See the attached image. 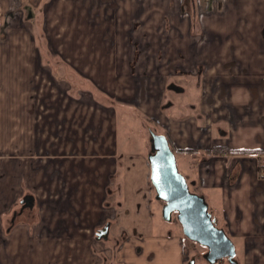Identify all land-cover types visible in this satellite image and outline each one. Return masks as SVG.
<instances>
[{"label":"crops","instance_id":"0c3cea01","mask_svg":"<svg viewBox=\"0 0 264 264\" xmlns=\"http://www.w3.org/2000/svg\"><path fill=\"white\" fill-rule=\"evenodd\" d=\"M48 65L71 86H57ZM141 77L184 79L200 99L160 116L162 96L135 104ZM132 109L195 149L183 174L239 263L264 264V0H0V264H95L107 253L95 231L112 218L111 235L129 236L125 264H184L180 229L155 221L146 143L135 131L121 139ZM214 146L227 151L206 154ZM229 168L240 174L232 187ZM25 194L35 207L18 218H43V244L27 220L6 244Z\"/></svg>","mask_w":264,"mask_h":264},{"label":"water","instance_id":"95a60500","mask_svg":"<svg viewBox=\"0 0 264 264\" xmlns=\"http://www.w3.org/2000/svg\"><path fill=\"white\" fill-rule=\"evenodd\" d=\"M170 89L183 92L184 88L173 84ZM171 104H168L169 107ZM151 152L148 155L151 181L159 201L164 202L163 217L170 219L177 212L184 234L192 241L208 248L206 260L215 264L227 258L231 264H239L234 241L224 228L217 224L206 197L191 190L190 184L179 170L177 158L165 134L150 131ZM20 203L24 208H33L35 197L25 195ZM103 235H102V233ZM109 224L97 233L98 239L107 238Z\"/></svg>","mask_w":264,"mask_h":264},{"label":"flooded vegetation","instance_id":"af4514ba","mask_svg":"<svg viewBox=\"0 0 264 264\" xmlns=\"http://www.w3.org/2000/svg\"><path fill=\"white\" fill-rule=\"evenodd\" d=\"M141 78H143V77H141ZM144 79V78H143ZM146 80V79H145ZM199 80L201 81V82H199V84L201 85V83H202V80H201V78H199ZM163 81H165V79L163 78ZM166 85H165V87H166V90L164 91V92H162L161 93V95L160 96H162V99L164 100V96H163V93L165 94V92L167 91L168 93L167 94H169L170 96L168 97L167 96V98H166V100H164V103H163V107L164 108H167V105L168 104H171L170 106H172V104H175V101L172 99V97H171V94L170 93H172V92H175V93H184L185 91H186V87L185 86H183L182 84H180V83H178L177 81H174V80H170V79H168V80H166V83H165ZM173 84H176V85H179V86H181V87H183L184 88V91L183 92H176L175 90H172V89H170V85H173ZM139 85H140V88H141V90H142V93L144 94L145 93V90H146V84L145 83H143L142 81H140L139 82ZM203 101H207V99L205 98V99H203ZM169 106V107H170ZM205 115H206V119H207V121L208 122H210V120H211V113H209V112H205L204 113ZM147 118H150V117H148L147 116ZM152 119H154L156 122H157V120L155 119V118H153L152 117ZM158 124L161 126V130L162 131H159L158 130V128L157 127H155V128H151L150 130H149V134H150V131L151 130H153V131H155V132H157V133H159V134H165L166 135V137H167V139H168V141H169V138L171 139V137H170V131H169V126L168 125H164L163 123H161L160 122V120H158ZM150 137H151V135L149 136V145H148V147H149V150H147V152H148V155H149V153L151 152V143H150ZM172 140V139H171ZM173 142V141H172ZM174 143V142H173ZM169 144H170V142H169ZM175 144V143H174ZM171 146V145H170ZM175 146L177 147V145L175 144ZM215 147V146H214ZM172 148V147H171ZM178 148V147H177ZM173 150V149H172ZM174 151V150H173ZM175 153V152H174ZM177 154H179V153H175V155H176V158H177ZM180 154H185V153H180ZM186 154H188V153H186ZM192 154V153H191ZM224 154V153H223ZM216 156H219V155H213V157H216ZM192 163V162H191ZM177 164H178V159H177ZM193 164V163H192ZM256 164L258 165V167L259 168H261V170H263L264 169V156L262 155V157H261V155L259 156V157H256ZM241 165V164H240ZM179 167V166H178ZM234 169V168H233ZM180 170V169H179ZM181 172V171H180ZM232 172V170L229 168V170H228V172H227V177H226V181H227V185L229 186V187H232V186H234L236 183H237V181H238V179H239V176H240V174L238 175V177L236 178V180L234 181V183H231L230 182V178H231V175H230V173ZM182 173V172H181ZM151 174V173H150ZM183 174V173H182ZM151 179V178H150ZM188 180V179H187ZM188 182H189V184H190V188H191V190L192 191H194V192H196V193H199L198 192V190L197 189H195L194 187H193V182L192 181H190V180H188ZM148 188H149V192L148 193H150L151 194V196H152V198L154 199L155 198V196H156V194H155V190L153 189L154 188V186H153V184H152V181L149 183V186H148ZM153 191H154V194H153ZM199 194H201V193H199ZM25 195H27V194H25ZM24 195V196H25ZM23 196V197H24ZM22 197V198H23ZM21 198V199H22ZM21 199H20V201H21ZM152 199V200H153ZM156 199V198H155ZM157 200V199H156ZM20 201H19V204L17 205V207L12 211V214H11V216H10V218H7V227L6 228H4V230H3V232H2V239H3V242L4 243H6L7 244V238L9 237V235H10V233H11V231L13 230V228L19 223V221L20 220H27V225H28V231H29V235H32V236H35V238H37L39 241H40V243H42L43 244V239L45 238V236H46V230H45V227H44V224H43V222H44V220H43V218H18V217H20V216H22L24 213H26V212H29V211H32V210H34V207H35V205H34V207L33 208H30V207H27V208H24L23 210L21 209L22 208V204L20 203ZM157 201H159V200H157ZM160 203H161V207L163 208V204H164V202H162V201H159ZM211 211V210H210ZM162 216H163V213H162ZM214 216V215H213ZM117 219L118 218H112V219H105L101 224H100V226L96 229V231H95V239H96V241L97 242H100V243H102V242H104L105 241V243L103 244V247H104V249L105 250H107V253L106 254H104V255H102V256H100V258H99V260H97V262H96V258H95V264H125L122 260H120L119 259V253H120V250L123 248V245L125 244V241L126 240H128L129 239V236H128V234L126 233V231H122L121 232V234H120V236L118 237V238H116V237H113L112 235H111V228H112V226L115 224V222L117 221ZM163 219L166 221V222H170V223H175V225L177 224L179 227H177V228H179L180 229V233H181V235H182V238H183V242H184V240H185V244L183 243V248H184V250H183V263L184 264H211V263H209L207 260H206V258L204 257V255L208 252V248L207 247H205V246H202V245H200V244H198L197 242H194V241H192V240H190L185 234H184V232H183V228H182V225H181V223H180V221H179V219L177 218V212H173V214H172V217L170 218V219H167V218H164L163 217ZM19 220V221H18ZM2 224L4 225V220L2 219ZM106 224H109V232H108V237L107 238H104V237H102L101 239H98V237H97V233L101 230V229H103L104 227H105V225ZM217 224H218V226L219 227H221V228H224L225 229V231L227 232V234L229 235V233H228V230L223 226V225H221L220 223H219V221H218V219H217ZM176 225V226H177ZM40 226V228H39V231H38V227ZM64 226V224L63 223H61V222H59V224H58V227H57V230L58 231H56V233L58 234V235H60V234H62L61 232L63 231V227ZM9 229V230H8ZM263 231H264V226H263ZM102 233V232H101ZM102 235H103V233H102ZM230 236V235H229ZM232 239V238H231ZM233 240V239H232ZM196 246H201L202 248H203V250H202V252L201 251H199V248L197 249V247ZM108 248H111V250L113 251V255L111 256L110 254H109V249ZM237 251V250H236ZM97 257V256H96ZM236 259L238 260V256H236ZM238 262H239V260H238ZM215 264H231L229 261H228V259L227 258H224V259H222V260H219L217 263H215ZM240 264V263H239Z\"/></svg>","mask_w":264,"mask_h":264},{"label":"rangeland","instance_id":"374dc122","mask_svg":"<svg viewBox=\"0 0 264 264\" xmlns=\"http://www.w3.org/2000/svg\"><path fill=\"white\" fill-rule=\"evenodd\" d=\"M48 69L51 71L52 73V77H53V81L57 84V86H60L62 88L64 87H69L71 86V82H70V79L67 78L66 76L64 77H60L54 70V68H51V66H47ZM142 81L143 83L147 84V90L148 92H151L153 91L154 94L152 93L151 95H147V93L145 92L144 94L142 93V90L140 87H138L141 91L138 90V93L136 95V102L135 104H141L143 107L144 106V102L146 101V98H150V100H154L155 102L157 101V99H159L161 96L160 92L162 90H166V87H165V81H163L161 78H155V79H143V78H140L138 80V83ZM178 83L182 84L183 86L186 87V91L184 93H175V92H172L170 93L171 94V97L172 99L175 101V104H172V106L170 107H167V108H164L163 107V103H164V100H166L167 96L169 97L170 95L167 94L168 92L166 91L165 94L163 93V96H164V100H163V103H161V106H160V112H165V113H162V114H159L160 116H167L168 118L172 119L173 116H175V114H178L180 113L181 111H184L185 110V107H186V103L188 102V100H193V98H199L200 95V90H196V94H195V91L194 89L192 88V86H190L187 81H185L184 79H181L179 78L177 80ZM158 93V95L156 96V98H154V95ZM200 99V98H199ZM141 112V114H144L145 116H147L143 111L142 109L139 110ZM122 112V111H121ZM124 113V112H122ZM143 116L137 114V112H135V110H131L130 112L128 113H125V123L124 125L121 127L120 129V133H121V139L124 140V137H122L123 135H131L133 134L135 131V134L133 135H136L138 134L139 132V135L141 136V140H142V143L145 142L146 145H147V150H149V130L151 128H155L157 127L159 131H162L161 130V126L158 124V120L156 117H154L157 122L152 119V118H144L142 119ZM121 118V117H120ZM138 119H140V121H138ZM122 120V118H121ZM125 127V128H124ZM139 135H136V137H138ZM135 147V146H134ZM136 148L138 149V146L136 144ZM131 149V148H130ZM137 149H132L130 151H133L135 152ZM177 159H178V166H179V169L182 173L185 172V169L188 168V166L190 165V163L192 162L191 160H188L186 154H177ZM192 165H190L189 167L191 168ZM156 194V192H155ZM154 211L156 212V216H155V221H162V208L159 209L156 208L157 207V203L154 202ZM177 225V224H176ZM177 227H179L177 225ZM175 227H173V230L176 232L178 229H174ZM104 242H102V244H104ZM197 249L199 248V251L202 252L203 248L201 246H196ZM109 249V254L112 256L113 255V251L111 250V248H108Z\"/></svg>","mask_w":264,"mask_h":264},{"label":"trees","instance_id":"16d2710c","mask_svg":"<svg viewBox=\"0 0 264 264\" xmlns=\"http://www.w3.org/2000/svg\"><path fill=\"white\" fill-rule=\"evenodd\" d=\"M169 142H170V145H171V147L175 153L191 154L195 150L193 148H184V149L177 148L170 138H169ZM226 151H227V149L223 146H215V147L211 148L210 150L206 151V154H208V155H222ZM240 152L241 153H253L254 150H241ZM234 169H235V167H234ZM237 177H238V173L237 174L232 173L231 178H230V182L234 183V181L236 180Z\"/></svg>","mask_w":264,"mask_h":264}]
</instances>
